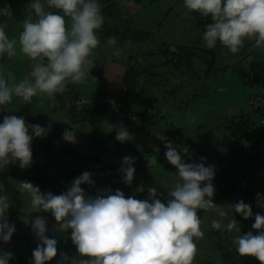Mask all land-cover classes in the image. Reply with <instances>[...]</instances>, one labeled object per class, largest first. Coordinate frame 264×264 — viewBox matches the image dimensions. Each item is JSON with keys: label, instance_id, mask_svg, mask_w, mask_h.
Listing matches in <instances>:
<instances>
[{"label": "clouds", "instance_id": "obj_1", "mask_svg": "<svg viewBox=\"0 0 264 264\" xmlns=\"http://www.w3.org/2000/svg\"><path fill=\"white\" fill-rule=\"evenodd\" d=\"M183 2L187 10L211 17L202 37L207 49H214L219 43L231 54H237L246 41L264 48V0ZM45 4L57 11H45ZM0 18H12L8 4L0 7ZM103 24L98 0H30L18 38H9L7 25L0 22V58L16 57L19 51L31 62V71L19 83H9L14 79L12 73L7 79L0 74V108L9 105L14 96L25 103L38 96L53 99L62 95L68 84L85 82L94 67L91 57L100 45L97 33ZM107 45L114 56L120 54L115 37L109 38ZM80 102L77 100L74 108L82 109ZM70 127L61 138L75 144L79 126ZM113 129L117 142L131 140L125 127ZM49 132L50 126L29 125L22 116H5L0 122V172L10 165L21 170L31 167L33 139L46 138ZM166 149L164 158L176 174L162 186L167 189L165 202L158 198L157 187H149L147 199L143 200L125 198L120 190L88 196L81 185L94 186L90 172L73 179L71 186L59 195L41 192L39 186L28 181L19 182L18 191L26 200L20 219L26 226L30 224L39 241L32 252V264H48L57 255V239L48 237L46 219L36 216L30 221L31 214L40 212L54 218V231L70 232L69 238L81 257L70 261L61 253L56 264H194L196 241L205 235L200 211L211 217L212 230L235 234L233 242L240 257H254L264 264V215L254 217L252 229L257 234L249 231L241 235L235 215L248 220L253 216L251 206L243 201L226 207L214 203L215 167L205 166L203 157L200 163H185L175 148ZM183 152L187 153V149ZM134 163L133 157L122 158L119 172L126 185L132 184ZM143 191L141 186L136 188L137 193ZM256 201L257 207L264 209V196L258 193ZM10 207L0 184V242L4 244L10 242L16 230L8 222ZM11 259L12 253L0 251V264H9Z\"/></svg>", "mask_w": 264, "mask_h": 264}, {"label": "rangeland", "instance_id": "obj_2", "mask_svg": "<svg viewBox=\"0 0 264 264\" xmlns=\"http://www.w3.org/2000/svg\"><path fill=\"white\" fill-rule=\"evenodd\" d=\"M118 1L120 5L116 3L115 5L116 8L119 7L121 9V16L124 17L125 14H127L129 19H131L128 13L130 8L129 6L126 7V4L123 3H127V1ZM170 1H173L176 5L175 9L171 8V14L166 9V7H169L171 4ZM26 3L27 5H25ZM29 3L30 2L26 0H0V7H3L4 4H8L12 12V18H0V22L7 25L6 32L9 38H18L22 31V22L26 17V9ZM177 6L180 9H177ZM181 6L183 7L181 8ZM148 8L151 9L149 10ZM139 11L140 16H134L133 19L135 22L138 20H141V22L134 24L136 29L149 32V42L141 44L131 42L120 45V42L117 40L120 54L114 56L112 54V48L107 45V41L105 43L101 41L102 44L94 50V54L91 57L94 67L85 82L81 84H68L65 92L62 95H57L53 99L47 96H38L33 97L31 103H25L22 99L14 96L9 105L0 108V121H2L5 116L15 115L17 117H24L25 122L29 125H40L42 127L50 126V132L46 138L33 139L31 144L32 152L39 151L44 155V152H46L44 147L48 145L51 148L50 156L53 159L52 163L55 158L59 157V160L61 158L60 170L63 172H65L64 169L66 170V166H71L72 163L75 162V159L72 157H65L63 159V155L60 151L64 148H70L76 152L85 150L86 153H88L86 156L87 158L94 154H99L93 144L94 141L92 142V138L97 140L103 147L100 152L99 161L105 162L111 168H114V166H121L123 157H131L132 153L141 152L143 148L141 140L149 138L150 132L154 133V137L151 138L152 141H158L160 143L161 140L165 139L166 142L163 147H169V145H171V147L175 148L182 156L194 157L198 154H203V158L206 162L208 159L213 158L211 155H217V160L224 161L226 160V158L223 157L224 153L230 150L232 151L235 148L234 141L224 132V127L227 126L231 117H237L239 115V107L244 108L243 102H245L247 98L248 102H250L253 101L249 99L250 96L259 94L255 89L250 90L249 88V86H251L249 83V67L248 69L246 67V55L249 51L247 49L244 50L245 46H243L237 54H231L219 43L216 48L207 49L202 39L204 32L195 26V21L199 17V14L187 10L183 0H160L153 3L152 6H147L145 1H143V7H140ZM66 24L70 25V21ZM133 26L134 25H132V27ZM163 45L169 46L172 50H175L176 47L190 48L199 46L200 48H204L206 51L213 53V66H211L210 70L207 67L205 73H201V79L196 80L188 77L186 81L182 82V86L170 82L171 88L170 86L167 87L169 90L168 93H158L160 94L158 99H161L162 96L166 94L169 95L173 87L176 88L178 86L176 89V96L170 94L171 96L166 97V102H171H161V107L164 111L162 119L152 118L151 122L145 123L131 120L133 115L142 113L144 108V101L137 93L130 95L125 101L126 107L121 111L118 109L115 110L114 108L111 109L108 115L111 119V116H115L114 119L110 120L112 124H109L108 121H101L100 123L102 124L97 134H95L97 129L93 126L96 123H89L92 116L89 110L83 112L81 117H75L78 111V113L81 112V109L76 106L74 109L75 100L82 101L79 103L81 107H83V105L89 107L93 100H99L108 105L112 104L114 102L115 93L123 89L122 85L125 76V68L122 64L130 57L139 58L142 54L154 50H156V52L163 50L165 48ZM257 49L256 46H253L254 51ZM261 50L264 51V48ZM252 53L257 61L262 59L264 66V57H261L262 53ZM149 59H151L150 62H152L153 60H157V57ZM21 60L28 62L27 57L20 55L19 51L16 57L8 58L5 55L3 58H0V74L4 75L6 79L8 78V73H12L14 77L13 80L9 81L10 84H14L15 78H22L31 71V62H29V68L26 71V63H24L25 67L22 66L24 71L18 68L17 64H23ZM13 63H15L14 66L11 65ZM104 65L107 70L102 72L101 70ZM197 65L201 66L200 69H203L202 64L197 63ZM111 66L112 68L110 69ZM161 84L164 85L167 83L162 82ZM195 90H198V101L197 98H194ZM205 95L217 101L214 106L215 110L211 112L206 111L205 107H203L205 104L202 105V108L199 107L201 100H205ZM63 96L64 98L62 100ZM178 97H184L185 100L180 101ZM190 99L192 100L189 102ZM131 101H133L134 109H130V112L127 113V107ZM72 112L74 113L72 114ZM202 114H208V116L206 119L203 118L199 120L198 118ZM95 119L96 117L93 116L92 120ZM254 119L253 122L255 123L257 117ZM200 122H202L201 125H199ZM71 125L79 126V128L76 129L75 144L66 143L61 138L65 129L71 130ZM121 126L125 127L132 135L131 140L123 144L115 140V132L113 129V127L118 128ZM256 132L258 131L253 130V133H255L254 135L260 134ZM163 147L159 146V148L156 149L157 154L149 156L148 165L154 164L156 166L152 167L149 165L145 167L151 173V178L147 176V179L150 180L146 182L141 172L139 174L136 173L140 182L136 184L133 189L136 192V188L141 186L144 188V191L140 193L148 196L147 183H150L152 187H157V192L159 194L158 198L161 199V202H165L167 199V189L162 188L164 182H171L174 179L173 176L176 174V169L168 164L164 155L160 153L161 150H163V152L167 150L166 147ZM185 148L187 149V153L183 152ZM143 152L144 150L140 154L137 153V155L144 163V159L142 158L144 155ZM59 160L58 162H60ZM108 160H113L116 164L114 165L113 161L108 162ZM206 162H204L205 166L217 165L216 162H212L211 164ZM57 164L56 162L53 168H59ZM133 166L135 169L139 168L136 163H134ZM26 173V169L21 170L17 165H10L3 172H0L1 184H3L5 194L9 197L11 203V207L8 210V222L11 224L14 223L15 218L20 217V215L22 216L23 212L21 210L25 207L26 203L25 197L18 191V183L28 181L34 186H37L33 181L29 180L30 176H27ZM71 182L72 181H67L66 183L71 185ZM107 182H102L101 180L94 182V186L88 188L93 191L90 192L88 196L95 197L98 194L105 193L107 190H111L110 187L112 190L118 187L117 190L122 191L125 196H128L127 190L117 186L118 184ZM59 187V190L54 188L51 190L43 188L45 189L43 190L39 188L41 192H52L55 195L61 194L68 188L62 187V185ZM81 187L85 192L87 191L85 185H81ZM136 199L143 200V198ZM224 206L226 207V205ZM252 213L253 216L249 218L250 221H254L255 215L259 212L253 211ZM36 216L54 219L50 213L40 212L31 214L33 218ZM235 219L238 222L241 232V227H243L246 220L242 219L239 215H235ZM210 220L211 217L209 214H205L202 219L201 229L204 231L205 235L203 239L196 241L198 252L194 264H252V262H255L256 259L254 257H240L236 253V245L233 242L234 233H228L226 231L216 232L212 230L210 227ZM47 235L49 238H56L57 244L58 242L60 244L61 242L67 244L68 247L66 245H61L59 251H63L69 258H79L77 253L73 250L75 246L69 238L70 233L64 236L65 238L55 237L50 232H47ZM37 244L34 242L31 243L28 240H18L12 243V247L25 245L34 246L36 248ZM0 251L8 252V249L1 248ZM24 251L25 248L22 250H14L12 253H24ZM25 253V257H28V260H30L31 258L27 256L28 251H25ZM12 258L15 260L14 256Z\"/></svg>", "mask_w": 264, "mask_h": 264}, {"label": "trees", "instance_id": "obj_3", "mask_svg": "<svg viewBox=\"0 0 264 264\" xmlns=\"http://www.w3.org/2000/svg\"><path fill=\"white\" fill-rule=\"evenodd\" d=\"M23 1V0H20ZM27 2H30V0H26ZM126 2H123L126 4V7L129 6L130 10L128 11L131 19L125 14L124 17H122V11L118 7L116 8V5H120V2L118 0H98L101 9V13L104 16V24L102 26V29L99 30L97 33L100 44H102L101 41L104 43L112 37H115L116 40L120 42V45L128 44L131 42L136 43H144L149 42L150 40V34L147 31H140L139 29H136L135 24L133 23V15L130 14L132 7L134 6H143V1H145V4L147 6H152L153 3L160 1V0H126ZM23 4V3H21ZM27 5V3L25 4ZM45 11H57L54 9H49L47 5L45 4ZM196 13V12H193ZM199 14V13H198ZM121 17V18H120ZM120 18V20H119ZM206 20V21H205ZM211 17H204L199 14V17L195 21V26L205 32L206 26L211 23ZM115 25V26H113ZM132 25H134L132 27ZM113 26V27H112ZM135 28V29H133ZM165 46V45H163ZM212 55L213 53L206 51L204 48H200L199 46H193V47H176L175 50H172L169 48V46H165L163 50H160L156 52V50L152 52H148L145 54L140 55L141 57L135 58L130 57L128 60H126L122 65L125 68V76L123 78V89L120 92L115 93L114 102L112 104H105V103H97L92 102V104L88 106H83L80 113H76V118L81 117L83 112L86 110H89V113L91 116V119L89 120V123H96L93 126L97 129L95 134L98 133L101 121H108L109 124H112L110 120L114 119L115 116H110L108 113L111 112V109L114 108L115 110L118 109L121 111L126 107L125 101L130 97L131 94L137 93L142 100L144 101V108L142 113H138L137 115H133L131 117L132 121H142L145 122H151L152 118H158L162 119V107L161 102H164L163 100L166 98V96H176V89L178 86H182V82L186 81L188 77H191L192 79H201V73H205V69L207 67L209 70L211 69V66H213L212 61ZM157 57V60L151 59ZM22 61V60H21ZM23 64H17L18 68L22 69V66H24V63L27 64L25 67V71L28 70L29 66V60L28 62L22 61ZM197 63L202 64V68L200 71L199 65ZM249 68V83L251 86H249L250 90L255 89L259 92L258 95L250 96L249 99L253 100V103L250 105V103H247L249 109L252 111V113L249 112V114H242L238 115L237 117H231V120L228 122L227 126H225L224 131L229 135V137L234 141L235 148L233 154L224 161H216V168H215V176L212 181V183L215 186V194H214V203L224 206L228 204H234L240 201H243L246 204H249L251 206V209L254 210L257 207V201L256 197L257 194L264 195V189L257 188L258 186L255 184V180L253 179H247L246 186H243L244 180L248 176L249 167L248 165H254L258 170H260L259 179L262 178L264 180V126L260 124V121L262 118H264V67L263 64L260 62H251ZM196 64V65H195ZM12 66L15 65V63L11 64ZM109 68V66H108ZM112 66L110 67V69ZM104 70H107L106 66L102 68V72ZM24 71V70H23ZM207 72V71H206ZM191 75V76H190ZM24 77V76H23ZM22 77V78H23ZM22 78H15L14 83H19V81ZM186 78V79H185ZM182 81V82H181ZM13 82V81H12ZM162 82H165L167 84H161ZM170 82L172 84L176 83L178 86L176 88H172L171 95H164L161 99H158L160 92L168 93L169 90L167 89L168 86H170ZM194 98H197L198 90H195ZM206 97V95H205ZM64 96L62 97L63 100ZM248 99V98H247ZM259 100L262 104L260 107H256L255 101ZM154 100V101H153ZM178 100H185L184 97H178ZM192 99L189 100V102ZM199 98H197V101ZM77 100L74 101V105ZM248 101V100H247ZM62 102V101H61ZM171 102V101H169ZM168 103V101H167ZM134 104L133 101L129 104L127 107V113L130 112V109L132 110ZM75 109V108H74ZM134 109V108H133ZM68 113V112H67ZM74 112H72L73 114ZM93 116L96 117L95 120L93 119ZM257 117L256 122L254 123V118ZM2 122V121H0ZM226 124V123H225ZM253 130H257L258 133H261L258 138H255V133H253ZM94 141V142H93ZM92 142L96 149L98 150L99 154H94L93 156L86 157L88 153H86L85 150L79 151H73L70 148H64L60 152L63 155V159L65 157L73 158L75 159V162L72 163L70 166H66L65 172L60 170V163L62 162L61 158L59 160V157L55 158L54 162L52 163V157L51 155V148L48 145H45L44 155L39 152L35 151L32 152V164L31 167L27 168V176L29 177V180L33 181L35 185L39 186L41 189L46 188L47 190L51 189H57L59 190V186L62 185V187H70L71 185H68L67 181H72L73 179L79 177L84 172H90L92 173V180L94 182H98L101 180L102 182H112L113 184H118L117 186L122 187L124 190L128 191V196H125V198L132 196L135 199L136 198H143L147 199V196L141 194V193H134L135 185L140 182V179L137 177V174L141 172V174L144 177V180L148 182L147 179L149 176L151 178V173L145 168L148 165L149 156L156 155L157 152L154 149L153 141H151L149 138L141 140L142 149L141 152L144 159V163L141 158L135 154H131V157L135 159V163L138 164L139 168L135 169L134 178L131 185H126L123 183L122 174L119 172L120 166H114V168L109 167L105 162L99 161L100 159V152L103 149L102 145L92 138ZM34 143V142H33ZM246 147V150H245ZM253 150V153L251 151ZM163 152V150H161ZM247 153L245 158L249 161V164L245 162V160H242L240 158V155L242 153ZM250 155H249V153ZM165 152L162 153L164 155ZM245 153V154H246ZM249 155V156H248ZM224 157V156H223ZM58 160L60 162H58ZM113 161V160H108ZM58 163L57 169L53 168L55 163ZM114 165L116 164L115 161H113ZM136 166V167H138ZM152 166V165H150ZM158 166V165H157ZM214 166V167H215ZM156 167V166H154ZM141 170V171H140ZM148 171V172H147ZM137 173V174H136ZM53 174V175H52ZM136 174V175H135ZM18 175V174H17ZM0 178V184L1 182ZM107 182V183H108ZM248 183V184H247ZM147 187H152L150 183H147ZM109 185V184H108ZM55 186V187H54ZM110 186V185H109ZM86 188H89V186L85 185ZM118 188V187H117ZM116 189L112 190L111 192H115ZM45 190V189H43ZM91 192H93L91 190ZM252 211V212H253ZM203 211L198 212V215L201 217V220L203 219L204 215ZM23 215V213H22ZM261 215H264L262 212ZM21 217V215H20ZM20 217H17L14 219V223L12 225L15 226V229L17 230L19 235H24V239L28 238V232L30 231V224L29 226H26ZM34 219L33 217H30ZM46 219V218H44ZM31 221V219H30ZM48 228L52 229L55 225V220L48 218L46 219ZM254 221L246 220L245 224H243V227L241 229L246 230L249 229L250 231H254L252 229V224ZM70 233V232H69ZM58 234V238H65L64 236H67V234ZM244 234L241 230L240 234ZM241 234V235H242ZM20 238L18 236H12L10 240L12 242H17ZM67 246L66 243L61 242ZM0 249L4 245L3 242H0ZM3 249V248H2ZM26 253L21 254H15V260L12 258L9 262V264H32L28 260V257H25ZM255 264V263H252Z\"/></svg>", "mask_w": 264, "mask_h": 264}, {"label": "crops", "instance_id": "obj_4", "mask_svg": "<svg viewBox=\"0 0 264 264\" xmlns=\"http://www.w3.org/2000/svg\"><path fill=\"white\" fill-rule=\"evenodd\" d=\"M170 5H169V7H166V9L168 10V12L171 14L172 13V9H175L176 7V5L173 3V1H170ZM140 7L141 6H139V5H137V6H134V7H132V9H131V12H130V14H132L133 15V17L134 16H140V11H139V9H140ZM143 7V6H142ZM141 7V8H142ZM183 6H181V8H182ZM101 8V7H100ZM172 8V9H171ZM102 9V8H101ZM149 10L151 9V8H148ZM177 9H180V8H178V6H177ZM132 21H133V23H140L141 22V20H138L137 22H135L134 21V19H132ZM67 22H69L68 20H67V18H66V23ZM164 22H165V19H164ZM244 50H248L249 51V53L246 55V67H247V69H248V67L250 68V65L252 64L251 62H260V63H262L263 64V61H262V59L261 60H259V61H257L255 58H254V56H253V53L252 52H254V53H262L261 54V57H264V51H262L261 49L262 48H258L257 50H253V46H255V43H254V41H246L245 42V44H244ZM250 51H252V52H250ZM260 57V56H259ZM264 67V66H263ZM200 71H201V69H200ZM247 71V70H246ZM186 79V78H185ZM182 82V81H181ZM167 97V96H166ZM164 102H166V98L163 100ZM95 102H97V103H100V101L99 100H95ZM167 103V102H166ZM168 103H169V101H168ZM217 103V101L215 100V99H211L209 96H207L206 95V97H205V100L203 99V100H201V104H200V108H202V105L203 104H205V106H203V107H205V110L206 111H213V110H215L214 109V106H215V104ZM247 103H248V101H247V99L245 100V102H243V105H244V108H242V107H239V109H240V113H238L239 115H242V114H249V112L250 113H252V111L249 109V107L247 106ZM263 103H264V100H263ZM161 105H162V103H161ZM161 107V106H160ZM162 113H164V111H162ZM212 113H214V112H212ZM207 116H208V114H202L201 116H199V120H202L203 118H207ZM202 124V122H200L199 123V125H201ZM213 128V127H212ZM225 132V131H224ZM227 134V133H226ZM259 135H261V133L260 134H258V135H255V138H258L259 137ZM154 137V133L153 132H150L149 133V139L152 141V139L151 138H153ZM165 139L164 140H161V142L159 143L158 141L156 142V141H153V145H154V149H155V151H156V149H158L159 148V146H161V147H163V145L165 144ZM235 145V144H234ZM166 147V146H165ZM165 147H163V148H165ZM169 147H171V145H169ZM172 148V147H171ZM245 150H246V147H245ZM157 152V151H156ZM233 152H234V149L231 151H228V152H226V153H224V157H230L232 154H233ZM160 153L162 154V151H160ZM246 153V152H245ZM244 152L240 155V158L242 159V160H245V162L247 163V164H249V161L245 158V156L247 155V153L245 154ZM249 153V152H248ZM251 153H253V150L251 151ZM249 155H250V153H249ZM248 155V156H249ZM182 156V155H181ZM201 157H203V154H198V155H196V156H182V159L185 161V163H200L201 162ZM211 157H213V158H211V159H208V161L206 162L205 160H204V162H206V163H209V164H211L212 162H216V160H217V158H218V156L217 155H211ZM158 159H159V157H158ZM161 159V158H160ZM217 161H220V160H217ZM148 163H149V161H147ZM149 165H152V164H149ZM207 165V164H206ZM153 166H155L154 164L152 165V167ZM213 166H215V165H213ZM248 167H249V171H248V176L246 175V179L244 180V183H243V186H246V181H247V179H253V180H255V184L258 186L257 188H259V189H264V180H262V178L261 179H259V175H260V170H258V168H256L254 165H248ZM216 168V167H215ZM248 184V183H247ZM86 194L87 195H89V193L91 192V189H88V188H86ZM134 193L136 194V192L134 191ZM264 194V193H263ZM262 196H264V195H262ZM254 210H256L257 212H259L258 214H261L262 212L264 213V209H261V208H259V207H256ZM253 211V210H252ZM11 224V223H10ZM48 227V226H47ZM242 230V232L244 233V234H246L247 232H249L250 230L249 229H247L246 228V230H243V229H241ZM48 232H50V233H52L55 237H57V235L58 234H60L59 232H57V231H54V226H53V228L52 229H50V228H48ZM253 232V234L255 235V234H257L256 233V231L254 230V231H252ZM28 238H26V240H28V241H30L31 243L32 242H34L35 244H37V243H39V241L36 239V237L34 236V234L32 233V231H31V229H30V231L28 232ZM13 236H18L20 239L19 240H25L23 237H24V235H19L18 234V232H17V230H15V232H14V234H13ZM14 242V241H13ZM12 240H10V242L9 243H7V244H4L3 246H2V248L3 249H8V252H10V253H12L14 250H22L23 248H25V251H28V254H27V256H29L31 259L29 260L30 261V263H32V252L34 251V249H35V247L34 246H25V245H20V246H17V247H12ZM61 245H65V244H63V243H59L58 242V244H57V255H56V257H54L51 261H49V264H56V262H57V260H59V258H60V254L61 253H63V251H59V247L61 246ZM1 246V245H0ZM68 247V246H67ZM74 252L75 253H77V251H76V248L74 247ZM25 251H24V253H25ZM15 254L17 255V254H21L22 255V253H20V252H15V253H12V257L13 256H15ZM77 255H78V253H77ZM76 255V256H77ZM71 258H73V257H71ZM71 258H70V261H71ZM77 258V257H76ZM77 259H81V257H79V258H77ZM252 263H255V264H259V261H257V260H255V262H252Z\"/></svg>", "mask_w": 264, "mask_h": 264}, {"label": "built area", "instance_id": "obj_5", "mask_svg": "<svg viewBox=\"0 0 264 264\" xmlns=\"http://www.w3.org/2000/svg\"><path fill=\"white\" fill-rule=\"evenodd\" d=\"M248 103H250V105H251V104L253 103V101H250V102H248ZM254 105H255L256 107H260V106H262L261 102H260L259 100H257V99H256ZM260 124H261L262 126H264V118L261 119Z\"/></svg>", "mask_w": 264, "mask_h": 264}]
</instances>
